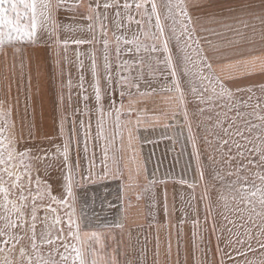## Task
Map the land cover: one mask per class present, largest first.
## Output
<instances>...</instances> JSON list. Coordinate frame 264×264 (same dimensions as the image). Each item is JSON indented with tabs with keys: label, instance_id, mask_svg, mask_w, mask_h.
<instances>
[{
	"label": "rangeland",
	"instance_id": "374dc122",
	"mask_svg": "<svg viewBox=\"0 0 264 264\" xmlns=\"http://www.w3.org/2000/svg\"><path fill=\"white\" fill-rule=\"evenodd\" d=\"M71 2L76 3L77 0ZM106 2L112 3L113 0H100L101 5ZM119 2L123 3V0ZM84 3H92L95 7L96 0H84ZM182 3L191 18L189 31L195 30L193 40L199 41V47L192 43L188 52L193 63L202 69L201 75L213 79L211 84L207 79L203 81V85L209 89L203 95L209 102L200 103L199 98L194 97L188 87L189 78L181 74L186 110L193 129L190 134L183 111L178 106L177 94L167 90L173 87L171 76L163 70L162 65L158 76L153 75L149 69H144L143 79L139 81V92H147V96L152 98L163 95L164 101L172 102L174 108L166 110L165 114L159 116L160 119L147 117V125L134 127L137 159L143 170L140 183L127 181L122 156L123 138L125 134L133 132L131 123L139 118L136 109L146 107L145 96L139 95L136 87L129 86L137 83V62L146 53L138 52L134 43H124V40L133 41L134 33L140 35L137 25L133 23L129 27L118 29L115 23L116 10L110 8L107 13L108 35L105 36L99 22L85 18L87 12L84 7L78 11L61 10L58 33H53L51 26L43 30L38 27V43L8 45L0 50V110H10L11 124L14 125L4 135L9 138L15 136L19 145H27L32 149L33 176L39 175L42 183H50L52 195L60 198L58 184L61 173L65 170L62 155L65 140L70 141L69 159L76 178L80 180L89 170L92 172L91 180H82V186L73 188L72 208L53 203L42 187L44 199L36 201L37 249L30 248L28 239L13 248L14 241L5 245L3 240L8 237H0V264H4L5 260L18 264L20 260L26 259L20 256L21 247L28 248L34 261L37 256L43 260H59L56 249L64 251L59 247L60 242L55 241L52 245L42 243L41 233L46 230V226L52 237L57 235L59 227L67 232L66 213L70 211L73 212V219L80 223L82 231L104 234L105 254L109 258L115 255L118 264H221V260L223 264H248L249 261H259V246L264 242V235L261 234L264 220L249 209H244L243 205H239L243 209L239 214L229 211L238 205L226 189L223 193L228 208L223 206L225 201L217 200L215 187L218 184L213 178V168L209 167L208 160L211 149L204 143V138L213 144L217 135L226 138L219 128L214 127L218 120L224 121L225 127L233 121L237 125L244 121H251L256 125L261 123L255 115L250 114L257 111V103L264 105V0H182ZM97 12L103 13V7L97 9ZM174 12L178 21L175 27L179 32L182 31L179 22L187 24L188 21L180 15L179 9H174ZM136 18L139 19L138 16ZM90 24L94 25L93 30H89ZM165 25L170 28L172 21L165 20ZM93 37L95 43L77 45L74 42L91 41ZM57 38L60 41L58 49L55 43ZM105 39L109 41L107 52ZM140 39L143 40L144 37L140 36ZM117 40L120 41L119 58ZM172 46L175 51V41ZM93 55L96 57L100 86L105 92L104 112L111 113V116L105 115L102 133L99 135L97 121L100 113L97 111L92 86ZM105 55L113 69L112 91H109L108 82L104 78ZM204 57L211 65L210 69L204 67ZM118 60L132 66L131 71H120V76L126 78L123 86L115 79ZM81 75L89 97L87 109L79 87ZM69 80L72 84L71 104L68 99ZM216 80L230 91V99L213 96V89L220 92ZM62 83L63 106L59 103ZM121 91L125 93L123 98L120 96ZM110 97L115 101L116 109H120L119 114L111 107ZM221 105H230L233 111L229 112ZM74 109L80 110L75 116L72 114ZM200 109L204 111L201 112ZM237 111L242 119L237 120ZM217 113L221 115L217 117ZM62 117H66L63 132L60 131ZM81 121L84 122V129L81 128ZM192 135L199 142V160L196 159ZM252 135L255 136L256 133L253 132ZM254 143L257 141L254 140ZM25 162L29 161L26 159ZM105 164L116 171L117 175L122 174L123 179H113L111 176L97 179V173L103 175ZM201 164L204 179L213 192L212 214L207 219L205 202L201 199L202 184L198 171ZM149 181L153 185L144 191L141 186L148 185ZM255 182L260 183L258 179ZM189 183L197 185L195 190L189 187ZM122 184L132 187L121 190ZM121 191L129 201L126 210H123ZM141 192L143 195L138 198ZM32 195H36L35 185ZM9 200H16V196L9 197ZM16 203L19 206L21 202L16 200ZM27 203L29 214L25 219L31 222L32 197H29ZM134 207L139 217L129 219L130 209ZM16 215L11 204L5 210L3 196L0 194V230L5 227L4 217L15 221ZM224 216H227V220ZM57 217L60 218L59 224L55 223ZM212 217L215 218V231L212 230ZM197 220L198 224L194 227L193 222ZM228 221H235V224ZM117 224L121 227H116ZM238 238L245 243L237 244ZM249 244L257 251L248 252L246 256L236 254L237 249L246 251ZM229 256L233 258L230 259ZM69 261L71 264V256Z\"/></svg>",
	"mask_w": 264,
	"mask_h": 264
},
{
	"label": "snow or ice",
	"instance_id": "6c2138e0",
	"mask_svg": "<svg viewBox=\"0 0 264 264\" xmlns=\"http://www.w3.org/2000/svg\"><path fill=\"white\" fill-rule=\"evenodd\" d=\"M81 7L86 9V19L90 21L99 22L102 33L108 35L107 21L109 16L108 10L115 9V23L118 29L129 27L133 23L140 29V35L133 34L134 40H124V43H134L137 51H143L146 53L144 58H141L138 64L137 74L135 79L136 84H130V87H136L138 94L141 96H147V92H139V81L143 79L144 69H149L153 75H159L161 65L163 70L171 76L172 88L167 89L170 92L177 94V100L179 107L183 111L184 119L188 127V131L191 134L193 132L191 121L188 118V112L185 104V92L181 83V74L188 77V87L194 97L199 98L200 103H208L209 100L205 99L203 93L209 89L203 85V81L207 79L209 83H213L212 77H204L201 75L202 69L194 64L188 49L192 47V43H196L199 47V41L193 40L194 29L189 31V25L191 24V18L187 13L182 0H123L120 3L119 0H113L112 3L100 4V0H96L95 7L92 3H84V0H77L76 3H72L71 0H0V50L8 45H30L38 43L37 29H47L51 26L53 33H58L60 21L59 16L61 10L78 11ZM103 7L104 12L99 13L97 9ZM121 9L123 11H121ZM166 10L165 11H162ZM174 9H179L180 15L184 17L188 23L185 24L182 21V31L177 32L175 27L178 21L175 17ZM83 15V13H82ZM139 17L137 19L136 17ZM125 18L127 23H125ZM165 20H171L172 25L166 27ZM89 30L94 29V25L90 24ZM42 36V33H41ZM143 36L144 39H140ZM183 37V39H182ZM175 41V51L173 50L172 42ZM77 45L82 43H95V37L91 41L76 40ZM57 49L59 48L60 41L56 40ZM117 58H119V43L117 40ZM65 47L67 41L64 42ZM105 52H107L109 41L105 39ZM20 51V49H17ZM131 51V49H129ZM202 52V49H201ZM57 57L59 52L57 51ZM104 73L105 79L108 82L109 91H112V82L114 79L112 65L109 62V58L105 55ZM204 67L210 69L211 65L207 63V58H203ZM59 63V60H57ZM82 67V65H81ZM132 66L128 62L117 63V72L115 79L120 86H123L126 78L120 76V71H131ZM92 70L94 73L93 90L95 95V104L97 111L100 113V117L97 121L98 135L102 133L103 120L105 115L111 116V113L105 114L104 112V96L105 92L100 86L99 73L97 71V63L95 55L92 56ZM39 76V68L37 69ZM167 79V76H165ZM199 80V83L197 82ZM220 88V92L212 90L213 96L218 98L228 97L231 98V93L227 87L218 80L215 81ZM63 83L61 84V93L59 103L63 106L64 94ZM67 87L69 88V103L71 104L72 84L69 80ZM82 99L85 102V108L87 109V102L89 100L86 94L87 90L84 87V77H80V85ZM154 91V90H153ZM132 95V93H128ZM125 93L120 92L121 98ZM110 104L113 109H116L115 101L110 97ZM121 109L123 105L121 104ZM226 107L229 112L233 111L230 105H221ZM254 111L250 115H255L261 122L259 125L252 124L251 121H244L243 124L237 125L235 121L228 127L224 126V121L218 120L215 128H219L220 132L226 138L216 136V142L204 138V143L211 149V154L208 156L210 162L209 167L213 168V178L217 181L218 186L215 187V193L218 201H225L224 207L228 208L226 197L223 190H228L232 194L233 200H236L237 207L235 209H229V211H235L239 214L243 209L239 205H243L244 209H249L256 216L264 220V105L257 103ZM119 114L120 109H116ZM203 112V109H200ZM80 112L79 109L73 110V116ZM10 110H0V194L3 196L4 208L7 211L8 204L12 205V208L16 210L15 221L9 220L4 217L5 227L0 230V237L7 236L8 239H4L5 245L11 241L12 247L15 248L17 244H21L25 239L30 241V248L32 250L37 249V232L36 222L37 205L36 201L43 200L44 194L41 192L43 187L46 190L47 197L60 206L67 205L69 208L73 207L72 201L74 199L73 188L75 186H82V180H91L92 172L88 171L87 175H84L78 180L76 178L73 165L69 159L70 141L65 140L62 155L64 156V171L61 173V178L58 184L60 189V198L52 195L50 183L44 182L39 178V175L33 176L32 169V149L27 145H19V142L15 136L9 138L4 133L8 130L11 124ZM221 113H217L219 117ZM118 119V116H117ZM242 119L241 114L237 111V120ZM66 117H62V124L60 131L63 132V121ZM75 124V121H73ZM81 128L84 129V122L81 121ZM256 135L253 136L252 133ZM87 139V133H85ZM254 140L257 143H254ZM7 141V142H5ZM193 146L196 152V159H200L199 142L195 135H192ZM246 142V143H242ZM248 145H252L248 147ZM85 151L87 146L85 145ZM26 159L29 161L26 163ZM105 159H107V152L105 153ZM256 169L257 171H253ZM199 178L202 184L201 199L205 202L206 219L212 214V197L213 192L209 190L207 181L204 179V168L200 165ZM111 176L113 179H123L122 174L117 175L116 171L109 169L108 165H104V173L96 174L97 179H104ZM7 177V179H5ZM235 177V179H232ZM259 180L257 184L255 181ZM33 185H35L36 195H32ZM153 185L152 181H149L148 185L141 186L144 191H147L150 186ZM129 187L127 184L120 186L121 190ZM189 187L195 188V183H189ZM27 193L28 195H25ZM18 194V195H17ZM143 195L141 192L138 194V198ZM16 196V200L20 201L18 206L16 200H9V197ZM29 197H32V210H31V222L25 219L27 212ZM121 198L124 199L123 210L129 204V201L123 197L121 191ZM111 207V205H109ZM67 232L63 227L57 228V235L52 237L50 231L46 230L41 233V242L48 245L54 244L55 241H59V247L64 249L63 252L56 249V254L60 259L43 260L42 257L37 256L34 261L29 255L28 248L21 247L20 256L26 257L18 262V264H70L69 257L71 256V264H118L115 255L110 258L105 254L104 234L98 231H82L78 220L73 219V212H67ZM227 220V216H224ZM251 219V217H249ZM56 224L60 223V218L57 217ZM228 223L235 224V221H228ZM198 224V220L193 222L195 227ZM116 227H121L117 224ZM11 230V232L9 231ZM212 230L215 231V218L212 217ZM231 231V229H228ZM29 232L31 235H29ZM22 233V234H19ZM264 235V230L261 232ZM73 241L75 243H73ZM90 241L91 243H84ZM237 244L243 245L245 241L243 239H237ZM77 244H80L78 247ZM259 250L261 256L259 261H249L248 264H264V242L260 243ZM2 251V249H0ZM220 251L217 245V252ZM257 249H253L251 244L248 245L246 251L236 250L238 256H246L248 252H256ZM74 253V255H72ZM230 259L233 257L229 256ZM4 264H17V262L5 260ZM223 264V260H221Z\"/></svg>",
	"mask_w": 264,
	"mask_h": 264
},
{
	"label": "crops",
	"instance_id": "0c3cea01",
	"mask_svg": "<svg viewBox=\"0 0 264 264\" xmlns=\"http://www.w3.org/2000/svg\"><path fill=\"white\" fill-rule=\"evenodd\" d=\"M142 101V99H141ZM146 104L145 108H138L136 109V113L138 114L139 118L136 119V121L132 122L131 125L132 131L131 134L127 133L125 134L122 142V156H123V162H124V169L126 172L127 176V181L130 183H135L139 182L140 183V178L143 176V170L139 166L140 161L137 159V143H135V132H134V127L136 126H141V125H147L149 123L147 120V117H158L165 114L166 110L173 109L174 107L172 106V102L166 100L164 101V96L159 95L156 97H148L145 96V101ZM131 104V102H129ZM153 115V116H151ZM130 125V126H131ZM128 126V128L130 127ZM127 132V131H126ZM133 138L132 140H129ZM129 141V142H128ZM130 155L129 157L127 155ZM141 165V164H140ZM130 186V185H129ZM132 187V186H130ZM131 211L129 212V219H136L139 217L136 212V207L133 209H130ZM137 215V216H135Z\"/></svg>",
	"mask_w": 264,
	"mask_h": 264
}]
</instances>
